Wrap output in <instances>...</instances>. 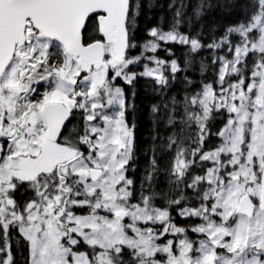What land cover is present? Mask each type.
I'll list each match as a JSON object with an SVG mask.
<instances>
[{"label":"snow or ice","instance_id":"6c2138e0","mask_svg":"<svg viewBox=\"0 0 264 264\" xmlns=\"http://www.w3.org/2000/svg\"><path fill=\"white\" fill-rule=\"evenodd\" d=\"M0 264H264V0H0Z\"/></svg>","mask_w":264,"mask_h":264},{"label":"trees","instance_id":"16d2710c","mask_svg":"<svg viewBox=\"0 0 264 264\" xmlns=\"http://www.w3.org/2000/svg\"><path fill=\"white\" fill-rule=\"evenodd\" d=\"M155 2L157 4H160V3L167 4L169 2V0H155ZM160 11H164L166 13V15H167V10L166 9H164V10H157L156 11V15L153 16V19H152L151 23L155 24V23L158 22V16H159V12ZM161 55H163V54H161ZM141 96H142V102H143V104L145 106V109H144L145 112H147V110H148L147 109V103H148V101L153 100V99H155V100H158L159 99L158 97H156V98L148 97L145 100V99H143V92L141 93ZM149 126H150V122H148V121L142 122L141 128H140V132H144Z\"/></svg>","mask_w":264,"mask_h":264}]
</instances>
